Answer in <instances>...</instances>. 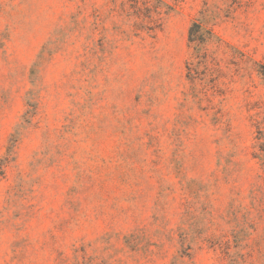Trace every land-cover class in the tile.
Here are the masks:
<instances>
[{"label": "rangeland", "instance_id": "obj_1", "mask_svg": "<svg viewBox=\"0 0 264 264\" xmlns=\"http://www.w3.org/2000/svg\"><path fill=\"white\" fill-rule=\"evenodd\" d=\"M13 137L0 264H264V0H0Z\"/></svg>", "mask_w": 264, "mask_h": 264}, {"label": "trees", "instance_id": "obj_2", "mask_svg": "<svg viewBox=\"0 0 264 264\" xmlns=\"http://www.w3.org/2000/svg\"><path fill=\"white\" fill-rule=\"evenodd\" d=\"M211 38H213V33L208 30L202 22L195 21L191 28H190V42L195 43L197 47L200 45L205 44L207 41H209ZM31 108L34 107V105L30 104ZM31 113V111L29 112ZM30 114H27L26 116V122L29 121ZM16 137L12 138V146L8 150V158L0 160V176L4 174L3 168L5 165L9 162L10 153L12 152V149L14 147V144L16 143Z\"/></svg>", "mask_w": 264, "mask_h": 264}]
</instances>
